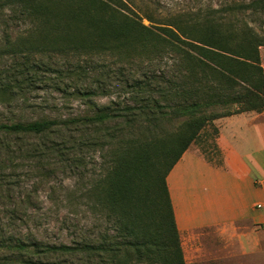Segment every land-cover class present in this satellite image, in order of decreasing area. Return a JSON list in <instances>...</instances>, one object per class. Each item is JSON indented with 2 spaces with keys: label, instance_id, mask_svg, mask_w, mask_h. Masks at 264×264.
I'll list each match as a JSON object with an SVG mask.
<instances>
[{
  "label": "trees",
  "instance_id": "trees-1",
  "mask_svg": "<svg viewBox=\"0 0 264 264\" xmlns=\"http://www.w3.org/2000/svg\"><path fill=\"white\" fill-rule=\"evenodd\" d=\"M218 3L214 7L210 2H199L190 8L157 14L143 0H0V9L19 7L21 14L30 17L36 25L55 30L58 34L48 45L58 51L79 49L88 54L131 42L140 48L151 44L152 49L159 51L166 47L173 74L169 78L156 74L144 76L131 83L126 80L124 86L135 91L141 102L137 106L125 105L120 114L114 110L97 111L92 116L69 121L0 122V136L9 138L44 136L61 129L79 133L89 124H103L121 117L122 127L115 124L102 139L112 144L116 132L123 133L114 158L100 167L105 173L90 186L80 184L74 190L78 191L77 199L84 203V209L93 215V222L72 224L73 238L69 244L50 243L33 234L12 232L16 223L27 225L30 219L25 211L18 214L15 207H2L0 213L5 218L0 217V250L5 254L0 255V264H185L166 184L167 174L200 131L211 127L215 136L213 120L264 109V75L259 58V47L264 46V27L258 31L243 18L254 21L256 17L264 22V0H218ZM143 19L148 21L147 25L142 23ZM31 44L24 40L14 43L6 38L0 44V54L23 52L31 49ZM251 59L256 74L245 72V67L251 66ZM219 74H238L248 84L256 76L262 87L232 98V102L239 104L238 108L215 111L214 106L227 101L217 90L215 76ZM145 89H154L161 100L142 94ZM169 117L184 119L168 137L151 139L148 134H142L134 138L135 125L149 132L150 125ZM69 123L74 126L70 128ZM70 139L31 145L27 156L33 163L45 160L49 167L50 158L56 161L54 164L63 162L71 149L80 152L71 167L82 180L86 169L84 153L94 143L87 135H79L72 144ZM102 139L98 138L96 143L102 145ZM0 143L5 151V144ZM7 149L10 153L12 147ZM4 168L0 157V187L5 186L3 190L9 192L6 185L12 182L6 178L11 175L1 172ZM42 168H45L43 164ZM49 170H43L41 175L47 178ZM104 218L108 225L103 224Z\"/></svg>",
  "mask_w": 264,
  "mask_h": 264
},
{
  "label": "rangeland",
  "instance_id": "rangeland-1",
  "mask_svg": "<svg viewBox=\"0 0 264 264\" xmlns=\"http://www.w3.org/2000/svg\"><path fill=\"white\" fill-rule=\"evenodd\" d=\"M143 2L157 14L190 8L199 2L201 4L210 2L214 7L219 4L218 0H143ZM243 18L258 31L264 27L262 19L254 17L252 19L254 21H251L249 18ZM142 23L147 25L148 21L143 19ZM50 29L36 25L30 17H24L19 7L0 9V44L4 43L6 38L14 43L24 40L33 44L31 49L23 51L24 54L16 51L0 54V122H32L42 119L69 121L84 115L92 116L99 111L113 110L120 114L125 105L137 106L141 102L135 97V91L124 86L126 80L131 83L154 74L167 78L173 75L172 59L166 47L159 51L152 49L154 47L151 44L140 48L131 42L113 50L88 54L79 49L58 51L52 45H48L58 34ZM38 42L40 43L35 44ZM38 46H44V49H38ZM251 60V66H246L245 72L256 74L254 68L256 65L253 59ZM215 78L218 93L227 99L225 104L213 107L215 111L220 112L239 107L238 103L231 101L235 96L262 87L256 76L250 84L243 83L238 74H219ZM144 91L142 94L161 100L154 89ZM182 119L184 118L169 117L166 121L150 125L149 132L135 125L133 136L140 138L142 134H148L151 139L168 137L177 131ZM117 123L122 127L121 117L106 120L103 124H89L79 133L73 129V132L61 129L58 133H47L44 136L24 135L9 138L0 136V141L6 146L5 151L0 148V157L5 164L1 172L11 175L6 180L12 182L11 185L5 184L9 187V192L3 190L5 186L0 187V208L15 207L19 210L18 214L25 211L24 214L30 219L27 225L16 223V227L11 228L12 232L33 234L37 239L50 243L69 244L73 238L72 224L93 222V215L84 209V203L77 199L78 191L74 190L79 188L80 184L83 187L90 186L94 179L105 173L106 170L101 172L100 167L106 166L114 158L118 140L123 137V133L116 132L112 144L107 143L102 137L111 132ZM69 125L70 128L74 126L71 123ZM69 135H73V139H70ZM79 135H87L94 143L84 153L86 169L84 167L82 180L76 169L71 167L74 166L73 159L80 156V152L71 149L64 155L63 162L54 164L52 162L56 161L50 158L49 167L46 166L47 161L33 163L27 156L31 145L49 140L68 139L69 144H72ZM98 138L102 139V145L96 143ZM212 138V128L206 127L194 138L189 147L209 154ZM8 147H12L10 153ZM120 153L119 151L118 154ZM10 157L11 160L8 159ZM42 164L45 168H42ZM47 168L51 172L44 178L41 172ZM8 193L9 197L6 196ZM0 217L4 219L5 215L0 213ZM103 224L108 225L107 219L104 218ZM4 254L5 251L0 250V255ZM36 257L37 255H34V258Z\"/></svg>",
  "mask_w": 264,
  "mask_h": 264
},
{
  "label": "crops",
  "instance_id": "crops-1",
  "mask_svg": "<svg viewBox=\"0 0 264 264\" xmlns=\"http://www.w3.org/2000/svg\"><path fill=\"white\" fill-rule=\"evenodd\" d=\"M264 75V46L259 47ZM166 176L186 264H264V109L213 120Z\"/></svg>",
  "mask_w": 264,
  "mask_h": 264
}]
</instances>
